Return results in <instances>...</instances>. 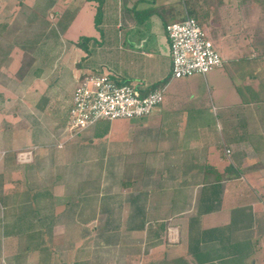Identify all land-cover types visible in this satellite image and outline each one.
<instances>
[{
  "label": "crops",
  "instance_id": "0c3cea01",
  "mask_svg": "<svg viewBox=\"0 0 264 264\" xmlns=\"http://www.w3.org/2000/svg\"><path fill=\"white\" fill-rule=\"evenodd\" d=\"M100 1L103 16L97 26ZM188 4L187 0H53L60 21L57 33L69 43L66 61L72 68L64 134L56 145L63 149L58 151L65 163L82 170L83 186L93 169L105 179L110 172L113 177L128 173L129 185L136 178L151 183L150 178L157 177L162 187L147 189L154 190L149 198L152 207L140 214L158 216L160 207L169 221L190 214V219L180 218L188 223L178 228L187 234L186 256L195 264H264V0H194L200 9H192L198 19L190 15ZM186 15L204 20L199 22L223 64L208 76L175 79L165 27ZM81 38H88L83 49L78 45ZM22 60L19 49L0 51V159L9 162L15 155L17 167L26 171L22 176L20 170L8 169L1 178L0 264H88L84 255L90 248L85 247L72 263L63 262L53 242L42 235L41 215L29 208L37 203L34 192H24L26 180L31 184L29 170L35 172L39 152L49 147L53 153L50 112L64 97L40 75L41 67L19 78ZM100 71L113 73L142 95L163 89V102L146 117L104 120L69 140L66 115L74 87L79 78ZM20 151L31 152L32 161L19 163ZM73 181L72 193L55 194L58 201L66 200V210L57 209L56 218L66 215L75 223L89 215H117V210L105 213L99 196L74 194L79 184ZM164 182L173 189L165 190ZM19 185L23 188L14 191ZM207 206L213 209L205 212ZM101 222L104 227L106 220ZM147 225L145 230L135 225L127 231L132 236L146 231ZM48 226L53 227V218ZM215 230L223 244L210 234L199 250L220 256L197 261L191 250L196 235ZM179 237L178 233L177 243Z\"/></svg>",
  "mask_w": 264,
  "mask_h": 264
},
{
  "label": "rangeland",
  "instance_id": "374dc122",
  "mask_svg": "<svg viewBox=\"0 0 264 264\" xmlns=\"http://www.w3.org/2000/svg\"><path fill=\"white\" fill-rule=\"evenodd\" d=\"M187 2L190 3L188 4L190 15L194 16L192 9L200 10L199 5H195L194 0H187ZM202 20L201 18L199 21L202 22ZM59 23L56 11H53V0H0V51L8 48L19 49L27 64L32 60L28 67L29 72L27 71L26 74L30 75L34 68L41 67L42 74L40 75H44L43 78L47 83L53 84L55 91H59L64 97L53 105V110L50 112L55 137L51 139L49 145L53 144V153L51 152L52 148L48 147L47 152L41 153V151L36 155L35 164L33 163L36 165L35 172L29 170L31 184L28 186L26 180L27 186H24L26 188L24 192H34L33 199L37 200L36 205L29 208L32 212H38L41 215L40 218H42L45 229L42 231V235H46L45 238L50 243L53 242L54 252L60 253L63 262L72 263L74 259L81 256L80 250L85 247L90 248L84 255L88 264H195L193 259L186 256L189 254L186 246L187 234L178 228V226H186L188 223L180 221V218L190 219V214L172 217V221H169L170 216H162V207H160L158 216L140 214V211H146L148 207H152L149 198L154 190L148 192L147 189L162 187L160 181H158L160 184L155 181L157 177L150 178L151 183L147 181V178L142 177L140 180L136 178V181L129 185L131 176L128 173L121 171L113 177V172H110L105 179L97 170L93 169L89 170V180L85 179L83 186L81 184L82 170L74 168L76 165L64 162V155L58 151L63 149H58L56 143L64 134V119L68 105L66 98H68L71 88L72 68L71 64L66 61L69 43L67 39L60 37L57 33ZM210 25L213 24L209 22ZM158 107L160 106L155 107L154 111ZM16 110L17 108L13 111L16 112ZM29 116L35 117L32 112L29 113ZM211 116L214 124L215 117ZM32 123L33 119L29 121L31 126ZM34 152L36 151L34 150ZM10 159L9 162H5L6 159H3L4 161L0 159V194L4 191L1 178L8 172V169L20 170L22 176H26L23 167H17L14 160L15 155ZM8 164L12 167L8 168ZM159 172L160 170H157V173ZM154 174H156V170ZM85 175L87 176V170H85ZM72 178H74L75 184H79L76 185L77 191L74 194L79 192L84 195L90 194L91 197L99 196L102 198L100 207L104 209L105 213L114 214V211L117 210V215H107V217H105L106 215L103 217L89 215L88 218H80L75 223L72 218L70 221L66 215L62 216L57 213L59 217L56 218L57 209L66 210V200L58 201L55 194L65 197L72 193ZM164 184H166L165 190L173 189L172 186H169L170 183L164 182ZM235 187L237 190H245L243 186L236 185ZM17 188L21 189L23 186H16L14 191H17ZM199 190L201 188H197L196 192L199 193ZM90 203L93 202L90 201ZM90 207H94V205ZM52 218L53 227L49 228L48 224ZM14 219L21 218L15 217ZM103 219L106 220L104 227L101 222ZM146 223H148L146 231L140 230L137 234L130 236L127 231L129 226L137 225L138 229L145 230ZM167 228L172 229L168 232ZM184 229L186 230L185 227ZM178 233L180 237L177 243ZM35 235L31 234V236ZM181 256L188 257V259L183 260L184 257Z\"/></svg>",
  "mask_w": 264,
  "mask_h": 264
},
{
  "label": "built area",
  "instance_id": "2783aa9c",
  "mask_svg": "<svg viewBox=\"0 0 264 264\" xmlns=\"http://www.w3.org/2000/svg\"><path fill=\"white\" fill-rule=\"evenodd\" d=\"M171 57V74L175 79L193 75L207 76L223 64L213 41L200 22L190 15L165 27ZM163 89L142 95L131 84L122 82L109 71L92 72L79 78L67 109L68 139L79 136L101 121L131 120L151 114L163 102ZM62 144H60L61 146ZM19 163L32 161L31 152H19Z\"/></svg>",
  "mask_w": 264,
  "mask_h": 264
},
{
  "label": "trees",
  "instance_id": "16d2710c",
  "mask_svg": "<svg viewBox=\"0 0 264 264\" xmlns=\"http://www.w3.org/2000/svg\"><path fill=\"white\" fill-rule=\"evenodd\" d=\"M102 4H103V2L100 1L99 7L97 8V13H96V18H95L97 26L100 25L101 19H102V16H103ZM87 41H88V38H81L80 42L78 43L79 48L83 49V42H87ZM30 62H32V60L29 61V64H27V62H25V59L22 60V65H21V67L19 69V72L17 74V76L19 78H23L25 76V74L28 71V67L30 65ZM211 209H213V206H207L204 209V211L205 212H209V211H211ZM210 234H211V237L214 240H220L221 239V243L223 244V240H222L223 237H219L220 235L216 234V230L211 232V233L203 232V233L197 234L196 237H195V243H193V246H191V250L195 251L194 254H195V257H196L197 261H204V260L208 261L210 259V257L214 258V257H219L220 256L217 252H215L216 254H214V252L210 253L209 251H207L205 253H201V250H199L200 243L205 240L206 236H210ZM199 235L201 237H199ZM235 248H236V252L237 253L240 252V249H239L240 245L235 246ZM76 264H83V263L78 262Z\"/></svg>",
  "mask_w": 264,
  "mask_h": 264
}]
</instances>
